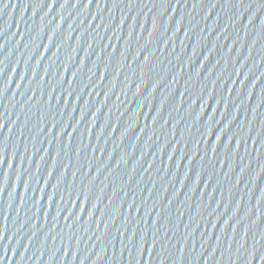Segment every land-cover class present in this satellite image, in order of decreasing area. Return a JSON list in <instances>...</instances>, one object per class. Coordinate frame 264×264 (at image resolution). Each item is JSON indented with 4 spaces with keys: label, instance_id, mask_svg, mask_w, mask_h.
<instances>
[{
    "label": "water",
    "instance_id": "1",
    "mask_svg": "<svg viewBox=\"0 0 264 264\" xmlns=\"http://www.w3.org/2000/svg\"><path fill=\"white\" fill-rule=\"evenodd\" d=\"M0 264H264V0H0Z\"/></svg>",
    "mask_w": 264,
    "mask_h": 264
},
{
    "label": "snow or ice",
    "instance_id": "2",
    "mask_svg": "<svg viewBox=\"0 0 264 264\" xmlns=\"http://www.w3.org/2000/svg\"><path fill=\"white\" fill-rule=\"evenodd\" d=\"M66 2H67V0H66Z\"/></svg>",
    "mask_w": 264,
    "mask_h": 264
}]
</instances>
